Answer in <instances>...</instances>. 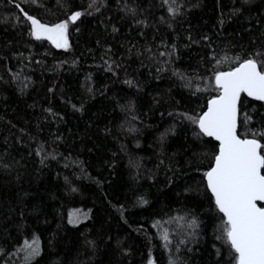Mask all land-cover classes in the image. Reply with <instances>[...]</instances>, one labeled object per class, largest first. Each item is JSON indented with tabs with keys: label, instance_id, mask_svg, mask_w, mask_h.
Wrapping results in <instances>:
<instances>
[{
	"label": "trees",
	"instance_id": "obj_1",
	"mask_svg": "<svg viewBox=\"0 0 264 264\" xmlns=\"http://www.w3.org/2000/svg\"><path fill=\"white\" fill-rule=\"evenodd\" d=\"M247 59L264 0H0V264H235L196 121ZM237 134L264 144V103Z\"/></svg>",
	"mask_w": 264,
	"mask_h": 264
},
{
	"label": "snow or ice",
	"instance_id": "obj_2",
	"mask_svg": "<svg viewBox=\"0 0 264 264\" xmlns=\"http://www.w3.org/2000/svg\"><path fill=\"white\" fill-rule=\"evenodd\" d=\"M81 13L70 20L75 22ZM31 35L47 39L57 48H67V21L49 26L28 16ZM219 95L208 103V110L196 121L201 132L219 141L214 166L205 175L219 212L226 217L224 235L232 249L235 264H264V144L257 139H241L237 134L238 102L245 93L264 101V65L253 59L238 67L215 74ZM192 221V225H195ZM164 240H168L167 233ZM31 254L38 253V247Z\"/></svg>",
	"mask_w": 264,
	"mask_h": 264
},
{
	"label": "water",
	"instance_id": "obj_3",
	"mask_svg": "<svg viewBox=\"0 0 264 264\" xmlns=\"http://www.w3.org/2000/svg\"><path fill=\"white\" fill-rule=\"evenodd\" d=\"M241 63H242V62H241ZM239 64H240V63H239ZM239 64H238L237 66H235V67H238ZM235 67H234V68H235ZM234 68H232V69H234ZM232 69H231V70H232ZM228 71H230V70H228ZM224 72H226V71H224ZM242 94H244L245 96H247V94H245V93H242ZM242 94H241V95H242ZM218 95H219V94H218ZM247 97L250 98V99H252V100H255V101H258V102L264 103V101L256 100V99L253 98V97H249V96H247ZM211 99H213V98H211ZM211 99H210V100H211ZM210 100L207 101V103H206V105H205V108H204V111L202 112V114L208 110V103H209ZM237 107H238V106H237ZM202 114H201V115H202ZM197 128H198L199 132H200V133H201L206 139H211L215 144H217V154H216V155H218V153H219V146H220L219 141H217L214 137L206 136L203 132H201L198 123H197ZM237 130H238V114H237ZM240 138H241V137H240ZM241 139H254V138H241ZM214 162H215V158H214V160H213L212 167L214 166ZM212 167H211V168H212ZM211 168H210L209 170H211ZM209 170H208V171H209ZM208 171H207V172H208ZM205 182H206V186H207L208 192H209V194H210V196H211V198L213 199V202H214V204H215V198H214L213 194L211 193V191H210V189L208 188V185H207V178H206V175H205ZM257 203H258L259 206H264V202H259V201H258ZM215 206H216V204H215ZM216 207H217V206H216ZM217 209H218V208H217ZM218 211H219V210H218ZM219 213H220L221 216L224 218V221H226V217H224L223 213H221V212H219Z\"/></svg>",
	"mask_w": 264,
	"mask_h": 264
}]
</instances>
